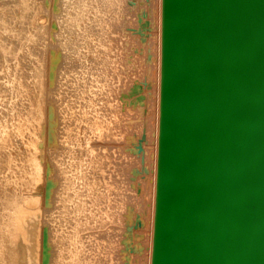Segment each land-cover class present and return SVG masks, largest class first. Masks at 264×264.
Returning <instances> with one entry per match:
<instances>
[{
  "label": "rangeland",
  "instance_id": "rangeland-1",
  "mask_svg": "<svg viewBox=\"0 0 264 264\" xmlns=\"http://www.w3.org/2000/svg\"><path fill=\"white\" fill-rule=\"evenodd\" d=\"M77 1L0 0V11H7L0 12V19L3 18L0 20V195L3 192L0 204L7 200L6 209H10H3L0 205V228L4 227L0 231V264H15V260L16 264L21 261L22 264H31L21 240L24 237L20 231L25 228L18 227V224L22 222L19 218L23 219L25 226L28 224L24 217L31 213L33 205L37 210L32 213L40 210V230L38 260L34 261L37 258L34 256L32 264H73L72 261L80 257L85 258V264H149L159 87L160 0H123L122 6L117 7L121 12L115 8V16L112 9L108 16H99L103 17L101 22L116 18L121 27L117 32H108L104 30L110 28L104 25V33H95L97 48L94 44L89 48L81 44L87 32L78 30L71 15ZM86 9L91 15L87 25L94 27L99 18L94 16L92 8ZM91 18L95 22L89 23ZM8 23L10 25H6ZM105 36L111 39L105 41ZM101 49L109 53L107 68L98 59ZM54 53L59 54V59H51ZM83 55L87 59H83ZM49 71L55 74V79H49ZM38 78L44 82V93H41ZM104 84L109 85L108 90L100 87ZM89 86H92L91 91ZM36 94L41 96L39 98L45 97L44 106L47 108L41 127L36 123L29 124L27 120L34 113ZM95 110L104 115L105 131L94 133L91 128ZM94 120L100 121L101 118ZM40 130L39 138L37 132ZM37 145H40L38 150L34 147ZM99 155L103 160L97 163L95 159ZM38 158L41 165L44 164V175L41 174L39 183L33 179L34 175L31 176L32 162ZM90 165L95 169L93 172L89 170ZM29 195L36 196V201L29 200ZM17 199L20 200L18 203ZM8 200H13L14 210ZM16 205H19L18 209ZM5 217L11 220H5ZM8 222L10 226H7ZM12 227H18V233L12 231ZM74 227L79 234L75 233ZM72 232L80 237L77 246L74 242L78 239L73 238ZM7 244L10 248L15 244V249L7 248L9 251L6 252ZM16 245L20 247L18 251ZM69 245L74 254L72 252L71 258H66Z\"/></svg>",
  "mask_w": 264,
  "mask_h": 264
},
{
  "label": "water",
  "instance_id": "water-1",
  "mask_svg": "<svg viewBox=\"0 0 264 264\" xmlns=\"http://www.w3.org/2000/svg\"><path fill=\"white\" fill-rule=\"evenodd\" d=\"M152 264H264V0H162Z\"/></svg>",
  "mask_w": 264,
  "mask_h": 264
},
{
  "label": "bare ground",
  "instance_id": "bare-ground-1",
  "mask_svg": "<svg viewBox=\"0 0 264 264\" xmlns=\"http://www.w3.org/2000/svg\"><path fill=\"white\" fill-rule=\"evenodd\" d=\"M123 2V0H78L76 3H75V7H74V11L71 13V15L72 16H74V24H75V26H77V28H78V30L79 29H81V30H79V31H85V32H87V34L85 35V37H84V39L82 40V43L81 44H86L87 46H88V48L92 45V44H94V46L97 48V45H98V43H96L95 44V40H96V34L95 33H104L103 32V30L105 29V27H104V25H106V27L108 28H110L109 30H104V31H108V32H111L112 30H115V32H117L118 30V28L119 27H121V25H119V23H118V21L116 22L115 21V19L113 20H105V21H102L101 22V20L100 19H102L103 17H99V16H108V14L107 13H110L111 11H110V9H118V10H120V12H121V9H119V8H117V7H119V6H122V3ZM19 3H17V5H18ZM19 6H20V4H19ZM87 7H90V8H92L93 9V14H94V16H97L99 19H97V23H96V25H94V27H90V26H88L87 25V21H88V16L90 17L91 15H90V13H88L87 12ZM120 8H122V7H120ZM1 11H2V9H1ZM0 11V12H1ZM5 11H4V9H3V11H2V13H4ZM7 12V11H6ZM5 12V13H6ZM119 12V13H120ZM2 13L0 14L1 16H2ZM117 12H115L114 10H113V16H115L114 14H116ZM120 14H122V13H120ZM119 14V15H120ZM7 15V14H6ZM112 14H110V16H111ZM4 16V15H3ZM116 16H118V14L116 15ZM121 16V15H120ZM2 20H3V18H1ZM0 19V20H1ZM1 20V21H2ZM103 20V19H102ZM118 20V19H117ZM7 21V20H6ZM93 22H95L94 20H92V18H91V22H89V23H93ZM120 22V21H119ZM5 23V22H4ZM83 23L85 24V25H83ZM6 25H10L9 23L8 24H6ZM99 25V26H98ZM98 26V27H97ZM3 27L4 26H2V29H3ZM6 27V26H5ZM6 28H8V27H6ZM8 30H10V29H8ZM71 30H73V28L71 29ZM120 30V29H119ZM1 31V30H0ZM6 31V30H5ZM4 32V31H3ZM1 33H2V31H1ZM106 33V32H105ZM108 35V34H107ZM95 38V39H94ZM104 39H105V41H108V39H111V38H109V36H105L104 37ZM114 39V38H113ZM4 40V39H3ZM112 41V40H111ZM113 41H116L115 39L113 40ZM112 41V43H114ZM1 42V41H0ZM4 42H5V40H4ZM7 42V41H6ZM109 42H110V40H109ZM3 43V42H2ZM4 44V43H3ZM107 44V43H106ZM106 44H105V46H106ZM110 44H111V42H110ZM1 45V44H0ZM5 45V44H4ZM108 45V44H107ZM4 47V46H3ZM82 47V46H81ZM107 47V46H106ZM109 47V46H108ZM83 48H84V45H83ZM104 48V47H103ZM0 49H1V47H0ZM105 49V48H104ZM104 49H101V52H100V54H99V57H98V59L101 61V64L103 65V66H105L106 68L107 67H109V56H108V54H107V52H105L104 51ZM107 49V48H106ZM2 50H4V49H2ZM5 51V50H4ZM106 51H108V50H106ZM4 53V52H3ZM5 54V53H4ZM10 54V53H9ZM54 58H58L59 59V54H53L52 56H51V59H53L54 60ZM83 59H87V56L86 55H83ZM158 60H159V72H158V75H159V80H158V85H159V87H158V97H157V120H156V122H157V127H156V148H155V154H154V157H155V162H154V178H153V182H154V190H153V203H152V208H153V212H152V230H151V245H150V259H149V264H152V253H153V236H154V221H155V204H156V187H157V162H158V141H159V120H160V96H161V62H162V0H160V9H159V51H158ZM51 63H52V60H51ZM42 65V64H41ZM40 65V66H41ZM52 65V64H51ZM50 67V66H49ZM41 69V68H40ZM41 71H43V70H41ZM37 72H39L40 73V71H38V69H37ZM42 73V72H41ZM40 73V74H41ZM49 79H55V74L53 73V72H50L49 71ZM41 79V78H40ZM39 78H38V80H40ZM41 81V80H40ZM38 83V82H37ZM39 84V83H38ZM37 84V85H38ZM22 85V84H21ZM104 85H105V88H104ZM104 85H101L100 87L103 89V90H105V89H109V85L107 86L106 84H104ZM39 86H40V90H41V93H44V82L43 81H41V84H39ZM107 87V88H106ZM91 88H92V86H89V88H88V90L89 91H91ZM107 89V90H108ZM37 90H39V89H37ZM37 94H38V92H37ZM36 94V96H38ZM40 95V94H39ZM42 96H44V95H42ZM39 97H41V96H38V99H37V97H36V99L37 100H35L36 102L34 103L35 104V110H32V112H34L33 113V115L30 117V118H27V120L29 121L28 123L29 124H37L39 127H41L42 126V121H44V116H45V113L47 112L46 110H47V108L45 109V106H44V103H45V97L42 99V98H39ZM34 106V105H33ZM33 109V108H32ZM53 110H54V108H53ZM46 111V112H45ZM95 117H93V119L91 120V123H90V125H91V128L93 129V132L94 133H98V132H101V130H103V131H105V129H104V118H103V114L99 111V110H95ZM31 113V112H30ZM49 114V113H48ZM31 115V114H30ZM50 116V115H49ZM99 118H101V120L99 121V120H94V119H99ZM27 120H26V122H27ZM26 126H27V123H26ZM50 129L52 130V126L50 127ZM55 129V128H54ZM102 131V132H103ZM108 131V130H107ZM108 132H110V130L108 131ZM38 133V137L40 138V134H41V130L40 131H38L37 132ZM104 133V132H103ZM101 134V133H100ZM105 134H106V132H105ZM108 134V133H107ZM4 135V134H3ZM2 135V136H3ZM52 135H55V133L53 134V132H52ZM37 137V138H38ZM56 140H57V138H56ZM54 142V141H53ZM54 144V143H53ZM89 144V143H88ZM5 146V145H4ZM42 146V145H41ZM35 148H36V150H38L37 149V147L39 148L40 147V145H37V146H34ZM88 147L90 148V146L88 145ZM30 148V147H29ZM28 148V149H29ZM94 148V147H93ZM6 149V148H5ZM31 149V148H30ZM45 149V148H44ZM86 149H87V146H86ZM85 149V150H86ZM26 150V149H25ZM34 150V149H33ZM40 150H42V149H40ZM88 150V149H87ZM30 151V150H29ZM29 151H28V153H29ZM46 151H47V149H46ZM89 151V150H88ZM90 151H91V149H90ZM27 152V151H26ZM48 152V151H47ZM5 153V152H4ZM7 153V152H6ZM8 153H10V152H8ZM12 153V152H11ZM10 153V154H11ZM33 153V152H32ZM32 153H31V156H32ZM85 153H87L88 154V152L87 151H85ZM0 154H1V150H0ZM49 154V153H48ZM90 154H91V152H90ZM93 155V154H92ZM91 155V156H92ZM34 156V155H33ZM90 156V157H91ZM94 156V155H93ZM28 157H30V154H29V156ZM39 157V156H38ZM101 157V158H100ZM32 158V157H31ZM31 158L29 159V163H30V160H31ZM103 158V156H98L96 159H95V161L97 162H99V161H101V159ZM39 159V158H38ZM92 160V159H91ZM94 160V159H93ZM103 160V159H102ZM90 161V160H89ZM12 162V161H11ZM10 162V163H11ZM90 162H92V161H90ZM94 162V161H93ZM95 162V163H96ZM97 162V163H98ZM102 162V161H101ZM100 162V163H101ZM94 163V164H95ZM81 164V163H80ZM84 164H86V162L84 163ZM88 164H89V162H88ZM27 165V164H26ZM75 165V164H74ZM87 165V164H86ZM92 165H93V163H92ZM97 165H99V164H97ZM101 165H102V163H101ZM101 165H99V166H101ZM43 166H44V164H43ZM42 165H41V162H40V159L39 160H36V159H34L33 160V162H32V168H33V170H32V175L31 176H33L34 175V178L33 179H35L36 181H37V183H39L40 182V180H41V174H43L42 173V171H43V169L42 168H44ZM87 166H89V165H87ZM91 166V165H90ZM94 166V165H93ZM93 166H91V168H89V170L90 169H92V167ZM98 166V167H99ZM6 167V166H5ZM4 167V168H5ZM11 167V166H10ZM68 167V166H67ZM96 167V166H95ZM97 167V168H98ZM102 167V166H101ZM9 168V167H8ZM25 168H26V166H25ZM7 169V168H6ZM67 169V168H66ZM69 169V168H68ZM98 169H100V167L98 168ZM14 170H15V168H14ZM23 170V169H22ZM72 170V169H71ZM93 170H95V169H92L91 171L93 172ZM101 170V169H100ZM102 170H103V167H102ZM101 170V171H102ZM7 171V170H6ZM30 171V170H29ZM69 171V170H68ZM68 171H66V172H68ZM74 171V170H73ZM72 171V172H73ZM98 171V170H97ZM100 171V172H101ZM105 171V170H104ZM89 172V171H88ZM92 172H90V174L92 173ZM59 173L60 172H58V175H59ZM64 173V172H63ZM105 173V172H104ZM10 174V173H9ZM12 174H13V172H12ZM22 174V173H21ZM28 174V173H27ZM47 174H48V172H47ZM64 174H66V173H64ZM67 174H69V173H67ZM78 174H80V173H78ZM77 174V175H78ZM94 174H95V172H94ZM24 175H26V174H24ZM44 175V174H43ZM60 175H62V174H60ZM92 175H93V173H92ZM102 176H103V174H101ZM67 176V175H66ZM86 176V175H85ZM95 176H97V175H95ZM105 176V175H104ZM43 177V176H42ZM51 178V176H48V178ZM53 177V176H52ZM58 177V176H57ZM77 177V176H76ZM82 177H84V176H82ZM93 177V176H92ZM99 177H101V176H98V178ZM26 178H27V176H26ZM80 178H81V176H80ZM103 178V177H102ZM28 179V178H27ZM44 179V178H43ZM55 180H56V178H54ZM65 179V178H64ZM72 179V178H71ZM95 179V178H94ZM106 179V178H105ZM105 179L103 180V181H105ZM25 180V179H24ZM54 180V181H55ZM62 180V179H61ZM73 180V179H72ZM102 180V179H101ZM100 180V181H101ZM43 181V180H42ZM50 181V180H49ZM74 181V180H73ZM73 181L71 182V184L73 183ZM11 182V181H10ZM9 182V183H10ZM13 182V181H12ZM19 182H20V180H19ZM29 182V181H28ZM50 182H52V181H50ZM62 182V181H61ZM94 182H97V181H94ZM93 182V183H94ZM99 182V181H98ZM102 182V181H101ZM31 183H32V181H31ZM42 183V182H41ZM65 183H69L70 184V182H66L65 181ZM75 183V182H74ZM13 184V183H12ZM25 183H23V185H24ZM35 183H33V185H34ZM63 184H64V181H63ZM62 184V185H63ZM89 184H91V183H89ZM96 184V183H95ZM94 184V185H95ZM101 184V183H100ZM106 184V183H105ZM18 185V184H17ZM22 185V184H21ZM27 185V184H26ZM36 185H38V184H36ZM97 185V184H96ZM30 186V185H29ZM74 186V185H73ZM91 186V185H90ZM93 186V185H92ZM26 188V187H25ZM35 188H36V186H35ZM38 188V187H37ZM48 188V187H47ZM50 188V187H49ZM111 188H112V186H111ZM109 190H110V188H109ZM109 190H107V191H109ZM24 191V190H23ZM25 191H27V190H25ZM24 191V192H25ZM23 192V193H24ZM35 192H37V191H35ZM79 192V191H78ZM11 193V192H10ZM16 193V192H15ZM30 193H32V191H30ZM109 193V192H108ZM20 194V193H19ZM27 194V193H26ZM2 195H3V192H2ZM2 195H0V196H2ZM17 195V194H16ZM22 195V194H21ZM25 195V194H24ZM79 195H81V194H79ZM30 196V195H29ZM89 196V195H88ZM105 196V195H104ZM103 196V197H104ZM11 197V196H10ZM9 197V198H10ZM18 197H20V196H18ZM22 197V196H21ZM20 197V198H21ZM31 197V196H30ZM30 197H28L29 198V200H33V201H36V199H35V197L33 198V196L31 197V198H33V199H30ZM78 198H79V196H77ZM106 197V196H105ZM5 198V197H4ZM25 198V197H24ZM46 198H48V196L46 197ZM45 198V199H46ZM95 198V197H94ZM99 198V199H98ZM97 199L98 200H102V199H100V197H98ZM1 199V198H0ZM6 199V198H5ZM11 199V198H10ZM4 200V199H3ZM15 200V199H14ZM39 200H40V198H39ZM7 200H5V202H4V204L1 202V206H3V209H6V208H8L7 206L8 205H6V204H9L8 202H6ZM9 201V200H8ZM11 201V200H10ZM9 201V202H10ZM13 201V200H12ZM10 202V205L12 206V209H13V206H14V202ZM16 201V200H15ZM20 201V200H19ZM18 201V199H17V203L19 202ZM24 202H25V200H23ZM28 201V200H27ZM41 201V200H40ZM73 201H74V199H73ZM87 201V200H86ZM95 201H97V200H95ZM24 202H22L23 204H24ZM31 202V201H30ZM39 202V201H38ZM88 202V201H87ZM99 202V201H98ZM12 203V204H11ZM16 203V204H17ZM28 203H29V201H28ZM91 203V202H90ZM21 203H19V205H20ZM22 204V205H23ZM33 204V203H32ZM34 204H36V202L34 203ZM38 204V203H37ZM36 204V205H37ZM19 205H18V207H17V205H16V207H17V209L19 208ZM26 206L28 205V204H25ZM29 205H30V208L32 207L31 206V204L29 203ZM1 206H0V208H1ZM10 206V207H11ZM26 206H25V208H26ZM41 205H39V207H40ZM15 207V206H14ZM22 207V206H21ZM38 207V206H37ZM27 208H28V206H27ZM29 208V209H30ZM35 207H34V205H33V207H32V211L33 210H37V209H34ZM41 208V207H40ZM21 209V208H20ZM73 209V208H72ZM6 210H10V209H6ZM14 210V209H13ZM43 210V209H42ZM1 211V210H0ZM22 211V210H21ZM25 211H28V209H26ZM32 211H31V213L30 214H27V215H25V213H20V214H24L25 215V217H24V219H25V221L26 222H28V224L25 226V224H23V219L21 218H19V220H21L22 222H20V221H18V222H20L19 224H18V227H19V225H20V228H23V226H24V228H25V231H20L21 233H22V238L24 237V239H21V233H19L20 235V239L21 240H23L24 241V243H25V246H24V244H23V246L25 247L23 250H25V252H26V254L28 255V257H30V258H27L28 260H29V262H31V264H32V258L34 257V256H37L38 255V237H39V211L40 210H38L37 212L35 211V212H33L32 213ZM78 211H80L79 209H78ZM8 212V211H7ZM23 212V211H22ZM42 212V211H41ZM44 212V211H43ZM55 212V211H54ZM73 212V211H72ZM2 213V212H1ZM0 213V214H1ZM10 213H12V212H10ZM14 213V212H13ZM17 214H18V211L16 212ZM36 213H37V215H36ZM45 213V212H44ZM68 213V212H67ZM79 213V212H78ZM7 214V213H6ZM19 214V215H20ZM69 214V213H68ZM74 214V213H73ZM8 215V214H7ZM6 215V216H7ZM13 216L15 215V214H12ZM11 215V216H12ZM70 215H72V213H70ZM1 216V215H0ZM4 216H5V212H4ZM12 216V217H13ZM18 216V215H17ZM53 216H54V214H53ZM66 216H68L69 217V215H66ZM3 217V216H2ZM1 217V218H2ZM8 217H10V216H8ZM8 217H5V220H6V218H8ZM15 217V216H14ZM14 217H13V219H14ZM20 217V216H19ZM77 217V216H76ZM75 217V218H76ZM11 218V217H10ZM53 218V217H52ZM73 218H74V216H73ZM79 218V217H78ZM77 218V219H78ZM9 219V218H8ZM68 219V218H67ZM1 220V219H0ZM4 220V219H3ZM9 220H11V219H9ZM9 220H7V221H9ZM72 220V219H71ZM80 220V219H79ZM79 220H76V221H79ZM2 221V220H1ZM14 221H16V219L14 220ZM14 221H13V223H14ZM73 221H75V220H73ZM3 222H5V221H3ZM17 222V223H18ZM79 222H81V221H79ZM11 223H12V221H11ZM74 223H76V222H73V224ZM78 224V223H77ZM81 224V223H80ZM7 225V223L5 224V226ZM12 225V224H11ZM16 225V224H15ZM15 225H12V226H15ZM1 226V225H0ZM7 226H10V223L8 222V225ZM46 226V225H45ZM76 226V225H75ZM3 227V226H2ZM17 227V228H18ZM44 227V226H43ZM47 227V226H46ZM78 227V226H77ZM4 228V227H3ZM2 228V229H3ZM11 228V227H10ZM16 228V227H15ZM14 229L13 227H12V231H19L18 229ZM1 228H0V231H3ZM74 230H75V227L73 228ZM46 230V229H45ZM73 230V231H74ZM6 231L7 232H9L10 231V229L9 230H7V228H6ZM16 231V232H17ZM71 232V231H70ZM3 233V232H2ZM1 233V235H3ZM5 234H6V232H4ZM9 233H11V232H9ZM18 233V232H17ZM41 233H43V231L41 232ZM75 233H77V234H79V231L78 232H76V230H75ZM4 234V235H5ZM8 234V233H7ZM14 232H13V236H14ZM45 234V233H44ZM67 234V233H66ZM72 234H73V232H72ZM72 234H70V235H72ZM17 235V234H16ZM48 234H46V236H47ZM68 235H69V232H68ZM74 235V234H73ZM2 237V236H1ZM5 237H7V236H5ZM11 237V236H10ZM68 237V240H71V239H69V236H67ZM77 238L75 235L73 236V238ZM7 238H9V237H7ZM15 237H13V239H14ZM65 238L66 237H64V240L63 241H65ZM71 238V237H70ZM78 238H80V237H78ZM77 238V239H78ZM12 239V238H11ZM20 239H18V240H20ZM32 239H36L35 241H32ZM62 239H63V237H62ZM6 240V239H5ZM9 240V239H8ZM8 240H6V242H9ZM67 240V239H66ZM72 240H74V239H72ZM2 241H4V240H2ZM12 241V240H11ZM11 241H10V243H11ZM13 241H15V240H13ZM76 241H78L79 242V239L78 240H76L75 239V242H74V245H76ZM1 242V241H0ZM3 243V242H2ZM9 243V244H10ZM13 243H15V242H13ZM64 243V242H63ZM67 243V242H66ZM4 244H6V243H4ZM9 244H7V245H5L6 246V248H5V246L4 247H2V248H5V250H6V252H7V250L9 251V249H15V244H12V246H14V247H12V248H10V246H9ZM20 244H21V242H20ZM67 244H70V242L69 243H67ZM72 244V246L74 247V250H75V246L73 245V242L71 243ZM79 244V243H78ZM7 246H9V247H7ZM77 246V245H76ZM68 248L70 247V245L69 246H67ZM72 247V248H73ZM104 247H107V245L105 246V244H104ZM7 248H9V249H7ZM16 248H18V249H16V251H18L19 250V248L20 247H18L17 245H16ZM66 248V247H65ZM67 249V248H66ZM71 248H69L68 249V254H67V256H65L66 258H71V255H70V253H72L73 252V254H74V251H72V249L70 250ZM15 251V252H16ZM62 251V250H61ZM67 251V250H66ZM14 252V253H15ZM22 252V251H21ZM63 252V251H62ZM1 253H2V249H1V247H0V255H1ZM11 252H9V254H10ZM17 253H19V252H17ZM24 253V252H23ZM36 253H37V255H36ZM11 254H13V253H11ZM21 254V257H20V260H21V258L23 257L22 256V253H20ZM20 254H17V255H20ZM66 254V253H65ZM14 256H15V254H13ZM13 255H12V257H13ZM16 255V256H17ZM46 255H47V253H46ZM75 255H76V252H75ZM74 256V255H73ZM78 256V255H77ZM80 256V255H79ZM11 257V256H10ZM11 257V258H12ZM36 258V257H35ZM77 258V257H76ZM14 259V258H13ZM19 259V258H18ZM23 259V258H22ZM26 259V258H25ZM37 261L38 260V256H37V258L36 259H34V261ZM24 261V260H23ZM13 262H14V260H13ZM26 262V261H25ZM28 262V263H29ZM73 262V264H85V258L84 259H82L81 257L78 259H76L75 261H72ZM18 263H19V261H18ZM34 263V262H33ZM14 264V263H13ZM15 264H16V260H15ZM21 264H22V261H21ZM27 264V263H26ZM35 264H36V262H35Z\"/></svg>",
  "mask_w": 264,
  "mask_h": 264
}]
</instances>
